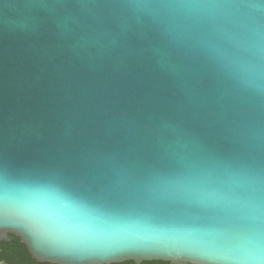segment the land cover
<instances>
[{"label": "water", "instance_id": "1", "mask_svg": "<svg viewBox=\"0 0 264 264\" xmlns=\"http://www.w3.org/2000/svg\"><path fill=\"white\" fill-rule=\"evenodd\" d=\"M11 234L39 263L264 264V0H0Z\"/></svg>", "mask_w": 264, "mask_h": 264}, {"label": "trees", "instance_id": "2", "mask_svg": "<svg viewBox=\"0 0 264 264\" xmlns=\"http://www.w3.org/2000/svg\"><path fill=\"white\" fill-rule=\"evenodd\" d=\"M11 242H0V264H34L38 263L30 254L21 238L10 235Z\"/></svg>", "mask_w": 264, "mask_h": 264}, {"label": "snow or ice", "instance_id": "3", "mask_svg": "<svg viewBox=\"0 0 264 264\" xmlns=\"http://www.w3.org/2000/svg\"><path fill=\"white\" fill-rule=\"evenodd\" d=\"M68 205L61 199L51 208L47 209V211L55 218L58 219L59 222L66 225L69 229L75 228L76 222L73 217L66 214Z\"/></svg>", "mask_w": 264, "mask_h": 264}, {"label": "flooded vegetation", "instance_id": "4", "mask_svg": "<svg viewBox=\"0 0 264 264\" xmlns=\"http://www.w3.org/2000/svg\"><path fill=\"white\" fill-rule=\"evenodd\" d=\"M36 264V263H34ZM37 264H49V263H37ZM112 264H172L170 262H165V261H143L141 263H136L134 261H125L122 263H112Z\"/></svg>", "mask_w": 264, "mask_h": 264}]
</instances>
